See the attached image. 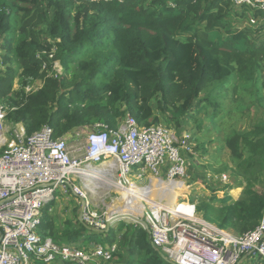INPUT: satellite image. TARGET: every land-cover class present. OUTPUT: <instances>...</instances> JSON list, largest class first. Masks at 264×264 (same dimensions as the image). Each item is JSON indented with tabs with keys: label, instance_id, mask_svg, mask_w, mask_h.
Returning <instances> with one entry per match:
<instances>
[{
	"label": "trees",
	"instance_id": "1",
	"mask_svg": "<svg viewBox=\"0 0 264 264\" xmlns=\"http://www.w3.org/2000/svg\"><path fill=\"white\" fill-rule=\"evenodd\" d=\"M261 14L231 0H0L5 64L0 103L8 107L6 122L21 123L26 135L49 124L56 136L67 139L74 131L88 130L94 118L114 127L129 113L139 124L150 125L157 94V105H165L173 121L198 110L199 94L209 88L221 98L230 88L235 108L248 95L262 105L264 37L255 42L252 28L237 26L247 17L259 19L253 28L257 35L264 31ZM50 60L59 61L68 76L45 77L41 67ZM37 81H43L40 87L25 91ZM222 102L206 99L215 125ZM121 104L125 108L120 110ZM225 146L232 174L244 182L240 194L232 202L230 196L223 198L222 206H215L212 196L196 207L207 221L240 234L264 216V122L249 131H231ZM48 206L39 227L42 236L78 243L86 226L69 221L57 231ZM120 248L137 254L139 264H168L140 225L127 227Z\"/></svg>",
	"mask_w": 264,
	"mask_h": 264
},
{
	"label": "built area",
	"instance_id": "2",
	"mask_svg": "<svg viewBox=\"0 0 264 264\" xmlns=\"http://www.w3.org/2000/svg\"><path fill=\"white\" fill-rule=\"evenodd\" d=\"M231 1L236 7L245 5L264 13V0ZM48 63L50 70L45 62L41 67L47 72L45 77H50V72H55L56 77L61 75L59 61ZM4 68L0 59V70ZM32 87L27 86L25 91ZM6 115L7 109L0 103V264H105L112 260L117 250L114 244H96L87 249L76 242H55L39 231L43 209L55 199L57 190L70 191L81 200V221L90 229L105 231L108 221H120L115 220L116 213L109 216V210L102 214L93 210L89 194L95 193L94 183L88 176L78 174L81 163L99 166L101 173L111 176L114 184L107 187L110 196L121 195L113 187L117 185L125 190L132 186L143 188L131 197L143 196V204L152 179L156 183L186 185L187 158L183 148L188 136L184 132L178 137L168 126L171 124L141 125L126 113L114 127L101 122L92 124L83 146L73 148L67 139L56 136L49 124L26 135L19 123L8 124ZM81 151L79 158L76 153ZM131 177L146 183L137 185ZM167 194L165 186L157 189L154 203H146L141 215L135 217L146 223L152 247L169 262L238 264L242 256L248 255L264 264V216L253 229L235 234L197 215L196 204L183 199L186 193H181L174 205H163Z\"/></svg>",
	"mask_w": 264,
	"mask_h": 264
},
{
	"label": "rangeland",
	"instance_id": "3",
	"mask_svg": "<svg viewBox=\"0 0 264 264\" xmlns=\"http://www.w3.org/2000/svg\"><path fill=\"white\" fill-rule=\"evenodd\" d=\"M264 15L261 14V17ZM18 20V18H17ZM264 21V20H263ZM260 20L255 19L254 17H247L243 19V22L238 27L242 25L246 26L247 28L251 29L249 31L250 36H255L254 41L259 42L261 38L264 37V31H260L257 35L254 32L256 26H258ZM264 26V23H262ZM48 42H53L51 39H47ZM2 55H0V59ZM47 63V69L50 70ZM54 72V71H53ZM59 72V71H58ZM45 76L47 72L43 70ZM50 77L53 78H61L65 75L64 68L61 70V75L55 76V72H50ZM68 76V75H67ZM61 80V79H60ZM42 85V82H37L36 85L33 84V89L35 90ZM230 86V85H229ZM13 90H17L18 84L16 81L13 82ZM68 89H61L60 92H65ZM14 91V92H15ZM12 93V96L14 95ZM229 93V94H228ZM231 90L229 88L228 91H224V97L221 98L218 90L216 89H206L204 92L199 94L200 102L196 104L198 110H193L191 114L184 117L182 119H177L176 121L171 120V114L167 113V108L163 105L160 108L157 103L161 100V95L157 94L154 99H152L151 105L153 107V118L149 121L151 124H158L162 123L163 125H168L173 129V131L177 134V136H181L182 133H187L188 136V143L185 149L183 148V152L185 157L187 158V167L185 170V174H187V178H185L186 185H183L182 193H186V198L189 201L194 202L196 205H199L202 201H207L210 199L212 195H218L217 190L225 184V178L228 176L230 181H234L235 178L232 174L233 168V161L230 159V152L225 146V136L227 134H231V131L235 130L236 132H243L251 130L255 124H263L264 122V102L260 105L259 102H256L254 98H251L249 95L244 98V101L241 105L236 107V103L232 101L230 98ZM14 98L16 96H13ZM212 98L214 100L223 101L220 110L216 115V125L212 123L213 118V108L212 106H206V99ZM197 100V101H198ZM3 106L8 109L6 105ZM206 106V107H205ZM53 107V106H52ZM56 107H54L55 110ZM120 110L124 109L125 106L123 104L119 105ZM235 108V109H232ZM167 111V112H166ZM168 114L169 118H166ZM166 115V116H164ZM170 115V116H169ZM120 116H117L118 119ZM156 120H153V119ZM119 120V119H118ZM117 120V121H118ZM92 122L87 125V128H90L92 124L96 122L106 123L100 119H92ZM107 124V123H106ZM215 126H214V125ZM19 125V124H18ZM21 126V125H20ZM21 128V127H20ZM22 130V129H21ZM88 130L81 131L80 134L76 135H68L67 143L69 146L73 148H81L84 144V139L87 135ZM75 134V133H74ZM10 137L15 139L14 133L10 132ZM190 150H189V149ZM83 151L76 153V155L81 158ZM95 167V166H93ZM81 170L87 169L85 163H81ZM134 174V172L132 173ZM131 179L137 184L142 185L146 183V181L140 182L135 180L134 177ZM92 179H89V181ZM74 181L77 182L78 179L75 177ZM94 182V181H90ZM153 189L157 192V189L161 188L165 185V182H157L154 180ZM162 185V186H161ZM170 185V184H168ZM85 186H89L86 184ZM95 193H90L89 197L91 199V204L93 210H96L97 213H108L107 205L112 203H116L117 199L121 198L117 193L109 195V188L102 187L98 180L95 181L93 184ZM186 186H188L186 188ZM118 191V188H114ZM215 189V190H214ZM187 190V191H186ZM185 191V192H184ZM97 192V193H96ZM98 194V195H97ZM104 195V196H103ZM151 195V194H150ZM151 198H155V196L151 195ZM50 201L45 207L48 205V211L52 208L55 212L54 219L57 221L56 225L58 226L57 231L65 230V227L68 225V222H76L77 218L79 217L82 206L81 200L74 196L70 191L67 193H63L60 190L55 192V199L53 200V205L51 206ZM118 203V202H117ZM121 203V200H119ZM142 203V202H141ZM214 204V202H213ZM146 205V203H145ZM196 213L200 217L208 220V216L203 214L200 211V208L196 207ZM119 223V222H118ZM116 223V224H118ZM122 223V224H120ZM120 225L118 226L119 229L125 231L128 228L132 229L135 224L133 221L129 219H121ZM114 224V225H116ZM121 230V231H122ZM110 235H113V232H110ZM79 241L84 239L83 241L89 239L92 240L94 243L101 244L103 246H108L110 237L106 233H93L88 231V229L80 231L79 235L77 236ZM79 243V242H78ZM54 264H66L61 262H54Z\"/></svg>",
	"mask_w": 264,
	"mask_h": 264
},
{
	"label": "bare ground",
	"instance_id": "4",
	"mask_svg": "<svg viewBox=\"0 0 264 264\" xmlns=\"http://www.w3.org/2000/svg\"><path fill=\"white\" fill-rule=\"evenodd\" d=\"M78 174L82 176H88L90 179H92L90 181H94L93 183H95V181L98 180L100 185L105 188L108 187L109 184H114V181L112 180L111 176L101 173V169H99V166H95V167H93V165L89 166L87 167V169L79 171ZM154 180L155 179L151 180V185L148 187L149 193L146 195L147 198H144L146 200V203H148L149 205L154 203L153 201L154 198H151L150 196L151 195L156 196V192L153 189L154 188L153 184L155 183ZM164 186L168 194H167L166 203L163 205L165 206L174 205L177 200V197L182 193L181 191L185 190L183 189V184L180 182L172 183L170 185H168V183H165ZM113 187L115 188L116 186H113ZM116 188H118V191L121 194L120 195L121 198L117 199L118 203L114 202L110 205H107V208L109 210V216L116 213L117 217L128 219L126 218L127 215H130V216L141 215L145 207V204L141 203L140 201L143 198V196L137 195L135 196L136 198H133V199H131V197H134V193L142 191L143 188L139 189L138 187L132 186V188L125 190V189H120L118 185ZM91 192L94 193L93 191ZM119 200H121V203H119Z\"/></svg>",
	"mask_w": 264,
	"mask_h": 264
},
{
	"label": "crops",
	"instance_id": "5",
	"mask_svg": "<svg viewBox=\"0 0 264 264\" xmlns=\"http://www.w3.org/2000/svg\"><path fill=\"white\" fill-rule=\"evenodd\" d=\"M2 54H3V50L0 47V55H2ZM19 126L21 128H24L21 123H19ZM76 134L79 135L80 134V131H74L72 133V135H76ZM234 177H235L233 179L234 181H230L228 179V176H226V178H225V180H226L225 181V184H222V186L217 190L218 195H212V196H214L213 202H214V205L215 206H222L223 203L221 201H222L223 198H225L227 196H230L231 197L230 202H232L233 200H236L238 198V196L240 194V191H241V189H242V187L244 185V182L240 179V177H237V176H234ZM49 211H50V213L52 214V216L54 218L55 212L52 210V208L49 209ZM78 218H77V220H78ZM78 222H79V220H78ZM118 222L120 223V221H116V222L110 224V227H109L108 232L107 231L104 232V233L108 234V236L110 237V239H109L110 241H109L108 244H110V245L114 244L116 246V249H117L116 252L118 251V253H120V255H113L112 261L109 262L108 264H126V261L129 258H132V260H134L133 261L134 262L133 264H139L137 262V260H138V255L137 254L128 255L127 250H124V249L121 250V248L119 249V243L121 242V239L123 238L124 232L126 230L123 231L122 229H119L118 226L121 223L119 224ZM54 223H55V225L57 223V221L55 219H54ZM73 223H75V222H73ZM116 223H118V224H116ZM114 224H116V225H114ZM226 230H228V231H230L232 233L237 234V232L233 231L230 228H227ZM88 231L95 233L94 231H91L89 229H88ZM110 232H113V235H110ZM84 239H82L78 243V244L82 245L84 248L91 249L96 244H98V243H94L92 240H89L91 238L83 241ZM34 264H39V263H34ZM168 264H171V263L168 262ZM238 264H262V262L260 260L256 259V258H254V257L248 256V255H244V256L241 257V259L239 260Z\"/></svg>",
	"mask_w": 264,
	"mask_h": 264
},
{
	"label": "water",
	"instance_id": "6",
	"mask_svg": "<svg viewBox=\"0 0 264 264\" xmlns=\"http://www.w3.org/2000/svg\"><path fill=\"white\" fill-rule=\"evenodd\" d=\"M126 218H128V219L131 220V221H134V222H137V223L141 224V225L144 227V229H147V225H146V223H145L142 219L137 218V217H135V216H130V215H127ZM121 219H124V218H120V217H118V218L115 219V220H121ZM78 220H79V222L82 224V221H81V213H80V215H79ZM113 222H114V220H111V221H108V222H107L108 228H107L105 231L108 232L109 227H110V224H112ZM86 228L89 229V230H91V231H94L95 233H104V232H105V231H100V230H96V229H90V228L87 227V226H86ZM163 258H164V257H163ZM164 259H165V258H164ZM165 260H167V259H165ZM167 261H168V260H167ZM168 262H169V261H168ZM170 263H171V262H170ZM171 264H172V263H171Z\"/></svg>",
	"mask_w": 264,
	"mask_h": 264
}]
</instances>
